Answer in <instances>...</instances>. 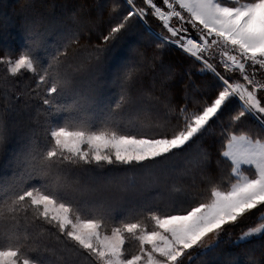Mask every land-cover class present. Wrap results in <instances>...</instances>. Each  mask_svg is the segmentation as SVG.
I'll use <instances>...</instances> for the list:
<instances>
[{
	"label": "snow or ice",
	"instance_id": "1",
	"mask_svg": "<svg viewBox=\"0 0 264 264\" xmlns=\"http://www.w3.org/2000/svg\"><path fill=\"white\" fill-rule=\"evenodd\" d=\"M19 16L0 29V264H264V0Z\"/></svg>",
	"mask_w": 264,
	"mask_h": 264
},
{
	"label": "trees",
	"instance_id": "2",
	"mask_svg": "<svg viewBox=\"0 0 264 264\" xmlns=\"http://www.w3.org/2000/svg\"><path fill=\"white\" fill-rule=\"evenodd\" d=\"M23 2V0H0V29L7 27L10 32L13 34L16 33V28L19 26L20 23V16H19V6ZM75 0H57V3H67L72 4ZM15 43L19 44V38L15 41ZM11 148L15 147V144L9 146ZM4 163V159L0 157V175L9 174L5 173L2 169V165ZM255 221V218H253ZM252 220L248 221L245 225V228L249 226H255L251 224ZM239 229L236 230V235H239Z\"/></svg>",
	"mask_w": 264,
	"mask_h": 264
},
{
	"label": "rangeland",
	"instance_id": "3",
	"mask_svg": "<svg viewBox=\"0 0 264 264\" xmlns=\"http://www.w3.org/2000/svg\"><path fill=\"white\" fill-rule=\"evenodd\" d=\"M2 169H3V167H2ZM3 170H4V169H3ZM257 223H258V222H257L256 220H255V221L252 220V222H251V224H254L255 226H257Z\"/></svg>",
	"mask_w": 264,
	"mask_h": 264
}]
</instances>
